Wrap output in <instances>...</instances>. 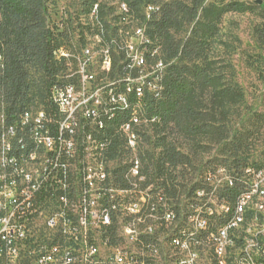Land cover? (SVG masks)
Masks as SVG:
<instances>
[{"label":"built area","instance_id":"2783aa9c","mask_svg":"<svg viewBox=\"0 0 264 264\" xmlns=\"http://www.w3.org/2000/svg\"><path fill=\"white\" fill-rule=\"evenodd\" d=\"M251 1L264 5V0ZM117 7L122 19L110 17L109 26L99 25L98 4L88 20L99 31L102 52L92 51L86 31L79 30L74 18L76 36L53 53L58 71L41 110L30 103L8 117L1 101L0 264H172L173 259L210 264L208 237L217 241V264H243V256H250V264H264V196L258 229L249 239L251 250H231V240H237L231 228L242 217L238 211L228 213V205H243L250 193L264 187L258 186L264 171H254V165L208 168L197 187L172 198L157 185L160 177L151 192H144L142 178L136 177L133 141V133L142 130L132 129L137 119L131 117L112 137L128 135L134 170L126 181H137V189L119 186V174L107 164L98 166L100 181H93L81 139L93 134L95 119H103L127 96L138 95L137 103L146 105L148 96L158 98L168 66L157 52L159 43L147 40L148 11L137 34H129L132 10L127 4ZM152 55L161 56L158 69H147ZM118 80H126V87H118ZM114 89H121L120 97H113ZM11 140H19V149H14V159L5 160V145ZM116 159L118 155L108 162ZM238 185H249V194L235 196ZM227 188H234V198H226ZM120 194L133 195V202L121 203ZM142 202H149L147 215L137 213ZM97 209H104L106 235H96ZM201 222L209 223L205 238L196 236ZM111 223H118V230H111ZM184 246H193L195 261H187Z\"/></svg>","mask_w":264,"mask_h":264},{"label":"trees","instance_id":"16d2710c","mask_svg":"<svg viewBox=\"0 0 264 264\" xmlns=\"http://www.w3.org/2000/svg\"><path fill=\"white\" fill-rule=\"evenodd\" d=\"M121 1V4H127L132 10L128 17L133 19L143 22V12L148 10V18L151 20L145 22L147 40L149 44H156V41L159 43L157 52L162 53L168 66L162 87H158V98L148 96L146 105L137 103V95L127 96L124 107H119L116 103L112 111L105 112L103 119H95L96 126L93 127L91 138L96 141L99 153L107 160H113L120 155L119 148L122 146L120 137H112L117 126L131 117H135L141 124H149L152 129L151 137L159 152L155 155L148 151H138L134 157L138 160L139 172L146 176L147 183H153L155 178L160 177L162 182L157 185L168 198H172L184 192V186L174 182L175 179L182 180L185 176L183 172L191 168L188 154L177 149L172 130H176L187 141L189 153L195 155L207 153L214 146L225 145L235 152L241 147L240 139L227 143L229 135L226 123L228 108L241 101L242 91L226 80L223 68L210 59L209 55L212 41L218 35L219 26L226 14L252 13L263 5L244 0L240 3L219 0L198 5L186 37L166 50L163 45V39L166 38L164 34L173 29L171 23L177 19L178 11L169 5L160 6L157 0ZM47 2L48 0H0V96L8 117L30 103L27 100L30 71L42 72L46 94L58 71L53 53L69 36L64 29L58 30L57 27L47 25ZM95 5L93 3L84 12L85 15H89ZM98 16L99 25L108 26L104 20L105 14L100 9ZM82 29L90 31L91 28L85 26ZM93 31L94 35H99L96 28ZM182 58L186 65H181ZM158 61H161V56L152 55L147 64L155 65ZM118 87H126V80H122ZM120 96L121 89H114L113 97ZM108 138L111 141L106 143ZM146 139H150V136H146ZM129 158L132 160L130 164L126 162L115 170L119 174L116 178L119 186L125 188H129V181H126L125 176L134 167L133 154ZM255 167L264 168V165ZM176 171L178 174L174 175ZM229 195L230 198L234 197V193Z\"/></svg>","mask_w":264,"mask_h":264},{"label":"rangeland","instance_id":"374dc122","mask_svg":"<svg viewBox=\"0 0 264 264\" xmlns=\"http://www.w3.org/2000/svg\"><path fill=\"white\" fill-rule=\"evenodd\" d=\"M218 1L157 0L160 6L169 5L178 11L177 19L171 23L173 29L164 34L166 38L163 39V45L166 50L172 48L176 43H180L186 37L198 5ZM230 1L242 2V0ZM121 2V0H48L46 23L50 27H57L58 30L64 29L68 33L67 36H71V40H73L77 33L74 18H77L79 30L86 31V40L90 41L92 51L102 52V42H100L99 35L93 34L94 23H88V20H93L94 8L89 15H85L84 12L93 3L98 4L100 10L105 14L104 20L109 26L110 17L122 19L121 9L117 7ZM98 22L100 23L99 16ZM128 25L131 26L129 27V34H137V27H142L143 22L128 17ZM85 26H89L90 31L82 29ZM209 57L215 60L218 66H221L220 68H223L226 80L242 91L241 101L228 108V121L226 123L229 135L227 143L233 139H240L241 147L238 152H235L225 145L214 146L207 153L195 155L189 153L187 141L176 130H172V138L177 149L188 154L191 160V168L183 172L184 178L182 180L176 178L174 181L183 185L185 192L197 187L203 172L213 166L230 165L233 162L254 166L264 165V5L252 13L226 14L219 26L218 35L212 41ZM181 65H186V61H181ZM147 69H155V67L148 63ZM121 81L118 80V86ZM29 84L30 90L27 94V100L34 105V110H41V104L46 96L45 77L42 72L30 71ZM115 90L118 91L119 89ZM1 101L2 97L0 96V106ZM117 104L119 107H123L125 102ZM137 125L135 130L142 131L135 135L134 156L138 151H148L157 155L159 150L155 148L154 138L151 137V127L149 124H141L139 121ZM117 136L121 138L122 146L119 148L118 159L112 162H108L103 155L97 153V147L94 142L90 141V137L86 139V142L81 141V148H86L87 151L86 167L92 175L93 181H100L98 166H102V164H107L109 169L115 168L116 170L126 162L131 163L132 160L129 155L133 153H129L130 147L127 145L126 136L124 134ZM146 136H150V139H146ZM177 172L174 175H177ZM140 178H142V191L151 192L153 183H147L146 176ZM132 184L133 190H136L137 181H132ZM144 184L148 185L143 190ZM127 199L131 201L133 195H127Z\"/></svg>","mask_w":264,"mask_h":264},{"label":"bare ground","instance_id":"6f19581e","mask_svg":"<svg viewBox=\"0 0 264 264\" xmlns=\"http://www.w3.org/2000/svg\"><path fill=\"white\" fill-rule=\"evenodd\" d=\"M245 2L255 3V1H251V0H246ZM160 65H161V61H158L154 65L155 69H158ZM137 123L138 121H133L132 129L135 130V128L138 126ZM95 126L96 125L94 124V127ZM124 135L126 136L127 145L130 147L128 135L127 134ZM135 135L136 133H133L134 147L136 143ZM89 137H90V141L94 142V145L97 147V153H99V147L96 145V141L92 140L91 135ZM81 141L86 142V139H81ZM14 149H19V140L7 141V145H5V160L14 159ZM133 170L134 167L125 176L126 180H129V175L131 172H133ZM254 171H264V168H257L254 166ZM142 176L143 175H141L139 172V166L136 167V177H142ZM258 186H264V173L259 174ZM132 187H133L132 181H129V188H125V189L133 190ZM146 188H144L143 186V190ZM233 191L234 188H227L226 198H230L229 194L234 193ZM235 192H236L235 196L248 195L249 185H238V189H235ZM260 196H264V187H258V189H256V193H250V199L246 200L245 204L228 205V213H235L236 211H238L241 212V217H242V220H236V224L233 226V228H231V236H237V240H231V250H240L241 246H242V250H251V241H249V239H251L252 237L253 230H257L260 223V215L257 214L258 206H260ZM120 202L132 203L133 199L131 201H128L127 194H120ZM147 212H149V202H142V204L137 205V213L139 215H147ZM111 230H118V223H111ZM95 232L96 235H106L104 209L95 210ZM208 232H209L208 222H201V224H199V226L196 227V236L198 238L207 237ZM208 244H210V247H208V259L210 261V264H217V254H216L217 241H215V237H208ZM184 254H186L187 261H195V253L193 251V246H184ZM172 264H180V259H173ZM243 264H250V256H243Z\"/></svg>","mask_w":264,"mask_h":264},{"label":"water","instance_id":"95a60500","mask_svg":"<svg viewBox=\"0 0 264 264\" xmlns=\"http://www.w3.org/2000/svg\"><path fill=\"white\" fill-rule=\"evenodd\" d=\"M256 4L261 5V2L260 1H257Z\"/></svg>","mask_w":264,"mask_h":264}]
</instances>
